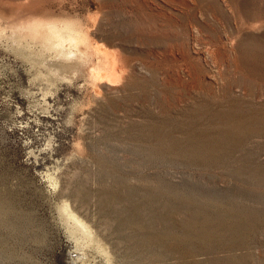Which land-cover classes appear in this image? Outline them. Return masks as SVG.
Wrapping results in <instances>:
<instances>
[{"label": "rangeland", "instance_id": "1", "mask_svg": "<svg viewBox=\"0 0 264 264\" xmlns=\"http://www.w3.org/2000/svg\"><path fill=\"white\" fill-rule=\"evenodd\" d=\"M0 264H264V0H0Z\"/></svg>", "mask_w": 264, "mask_h": 264}, {"label": "bare ground", "instance_id": "2", "mask_svg": "<svg viewBox=\"0 0 264 264\" xmlns=\"http://www.w3.org/2000/svg\"><path fill=\"white\" fill-rule=\"evenodd\" d=\"M118 65L114 63L112 75H111L110 78H108V79H110V80H108V83L109 84H112L113 85V83H115L118 80H121L123 78V76H124L122 74V73H124L123 69H122L123 72H121V69H119Z\"/></svg>", "mask_w": 264, "mask_h": 264}]
</instances>
